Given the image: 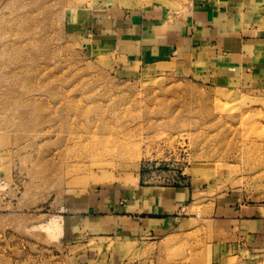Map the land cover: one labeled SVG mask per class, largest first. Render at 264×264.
<instances>
[{
    "label": "rangeland",
    "instance_id": "1",
    "mask_svg": "<svg viewBox=\"0 0 264 264\" xmlns=\"http://www.w3.org/2000/svg\"><path fill=\"white\" fill-rule=\"evenodd\" d=\"M197 1L0 0V264H264V242L219 221L229 204H264V152L245 147L264 143V78L197 53L144 63L93 46V19L174 22ZM240 5L264 30V0ZM66 94L91 130L110 127L89 156L67 135ZM152 180L191 190L163 233L120 243L69 230L91 196Z\"/></svg>",
    "mask_w": 264,
    "mask_h": 264
},
{
    "label": "crops",
    "instance_id": "2",
    "mask_svg": "<svg viewBox=\"0 0 264 264\" xmlns=\"http://www.w3.org/2000/svg\"><path fill=\"white\" fill-rule=\"evenodd\" d=\"M170 18L154 10L132 17L93 19V46L114 48L127 59L144 63L197 53L207 63L243 66L264 78V30L248 22L240 0H198L181 20ZM190 195V188L160 180L130 189L111 188L87 200L85 215L78 211L65 221L69 230L74 224L75 230L81 225L88 230L99 226L93 235L120 243L139 242L163 233L173 222L174 210ZM104 208L106 212L99 211ZM225 208L229 213L219 221L227 222L232 234L264 242V204Z\"/></svg>",
    "mask_w": 264,
    "mask_h": 264
},
{
    "label": "bare ground",
    "instance_id": "3",
    "mask_svg": "<svg viewBox=\"0 0 264 264\" xmlns=\"http://www.w3.org/2000/svg\"><path fill=\"white\" fill-rule=\"evenodd\" d=\"M120 1H122V0H120ZM124 2H127V1H124ZM15 44H17V41L13 40V41L8 42L6 44V46H9L11 48L12 45H15ZM18 45H20V43H18ZM29 71H30V69L28 70V73H29ZM29 77L32 78V74H29ZM35 85L38 89H42L41 83H36ZM58 98H59V104L63 107L64 113H62V117L65 121L64 126H65V129L67 131V135H69V140L73 141L74 144L77 145V147H78V145L79 146H86L87 148L89 147L87 149L88 154L86 153V155H88V156L91 155L98 148V147H96L98 140H97V138H95L97 131L98 130L103 131V132L109 131L110 127L106 124H102V125L96 126L97 130L93 129V128L91 130L90 125L84 124L80 120L81 119L80 117L88 116V114H89L88 109H83L81 104H76L74 102V100L71 99L69 94L68 95L66 94L63 97L59 96ZM82 128H83L84 132H87V133L91 132V134H89V138H91V139H88L86 136H84V134L81 132ZM56 130H58V127H56ZM246 139H247V141H246L247 144L245 145V147H246V150L248 152L247 154L249 155L251 160H255V159L259 158V155L262 152H264V150H263L264 149V143L263 142L260 143L256 138L252 137L251 135H247ZM76 145H74V147ZM76 153L74 154V156H76V157L84 156V154L81 151H79V152L77 151ZM60 223H62V220L60 221Z\"/></svg>",
    "mask_w": 264,
    "mask_h": 264
}]
</instances>
